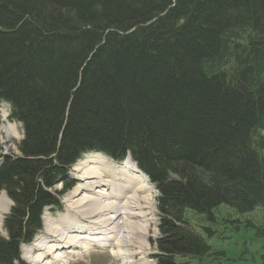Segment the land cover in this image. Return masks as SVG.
<instances>
[{
    "label": "trees",
    "instance_id": "trees-1",
    "mask_svg": "<svg viewBox=\"0 0 264 264\" xmlns=\"http://www.w3.org/2000/svg\"><path fill=\"white\" fill-rule=\"evenodd\" d=\"M1 103L22 138L0 160V264H24L90 152L154 185L156 264H249L208 239L264 235L243 220L264 206V0H0Z\"/></svg>",
    "mask_w": 264,
    "mask_h": 264
},
{
    "label": "bare ground",
    "instance_id": "bare-ground-1",
    "mask_svg": "<svg viewBox=\"0 0 264 264\" xmlns=\"http://www.w3.org/2000/svg\"><path fill=\"white\" fill-rule=\"evenodd\" d=\"M102 158L99 154H89L74 165L76 187L63 202L67 213L47 223L40 235L41 244L33 245L38 264L50 259L52 251L57 253L52 258L60 257L61 260L66 253L79 252L78 249L77 255H88L91 250L87 247L93 244L110 249V255L117 256L126 247L127 239L133 238L137 251L131 253L126 264H137L136 254L145 255V243L138 241L136 236L145 238L152 222L151 186L129 156L115 167H108ZM93 185L100 186L94 189ZM110 212L114 215H109ZM47 253L50 254L46 256Z\"/></svg>",
    "mask_w": 264,
    "mask_h": 264
},
{
    "label": "rangeland",
    "instance_id": "rangeland-1",
    "mask_svg": "<svg viewBox=\"0 0 264 264\" xmlns=\"http://www.w3.org/2000/svg\"><path fill=\"white\" fill-rule=\"evenodd\" d=\"M8 110H9L8 106L5 103L0 104V160L3 157L2 155H8V154L18 155L19 151L17 148V144L22 138L21 125L16 122L14 123L8 121V113H9ZM90 154H98V153L93 152ZM99 155L103 157L102 161L104 163L107 162L108 167H115L117 164H119L117 161L113 162L114 160L107 158L103 154H99ZM75 164L76 162L73 164V167ZM73 167L69 169L67 175V177H69V179L73 183V187L63 192L62 194L59 193L58 195H56V197H58L59 199L60 205H58L57 207L51 210L49 209L45 212L44 219L42 217L43 226L42 229H40L41 231L39 230L37 232V234L34 236L31 242H28L21 247V259L24 264H38L37 260L35 259L36 252L35 253L33 252L34 251L33 245L41 244L40 241L42 236L41 233L45 230L47 223L51 224L53 223V221H55L56 219L58 220L60 217L64 216L67 213V210L64 207L63 202L65 200V197L70 194L74 186L76 187V181H77V180L75 181L76 176L74 175V171L72 170ZM147 182L150 184L148 180ZM150 186H151L150 193L152 194L151 198H152L153 207H152V215L150 216L152 218V222L149 223L147 234L143 239L139 238L140 237L139 235L136 236L134 234L133 235L129 234L132 235V237L136 236L138 241L143 240L145 243V246L143 248L145 249V255L136 254L138 261L137 264H156L154 255L157 253L155 241L159 236L158 207H157L158 193L154 185L150 184ZM62 187L63 186L59 183L52 188L53 190H51V192L58 193L60 192ZM95 187H98V185H95ZM12 205L13 202L10 200L9 197H7L6 193L1 192L0 193V236L3 237L5 236V230L3 229V220L5 215L10 211ZM109 215H114V214L110 212ZM244 219L250 220L258 227L264 229V206L258 207L254 211L248 213L243 217V220ZM222 228L223 227L221 226V229ZM221 229H219L218 232ZM230 229L233 231H230ZM223 230L224 232H222V234L217 233L212 238L208 239L209 244H211L215 248L223 249L228 258L239 260V262L241 263L263 264L262 256L264 255V235L256 234V229L253 227H249L246 224L241 225L240 229L238 230H234L233 227L230 224H228V227L224 228ZM222 235L225 236L221 238ZM132 240H134V238L127 239L128 243L126 247L122 249L123 251L121 250V252H118L117 256L116 255L111 256L109 253L111 252L110 249H106V248L101 249L100 247H98L99 246L98 244H93V246L90 245L89 247H87L89 248V250H91L88 255L85 256L77 255L80 252V249H78L79 252L71 251L72 253H66V256L62 258L63 260L62 261L60 257L52 258V256L57 255V253H54V251H52L53 254L51 258L46 259L45 262L40 264H47V263L50 264H123L124 263L126 264L127 261H130L131 259L130 257L133 254V252L137 251V249H135L134 247V244L135 245L137 244L133 243L134 241ZM50 253H47L46 256H48V254ZM120 254H123L124 256L119 257ZM139 257L141 258V260H138ZM31 261L34 263H32ZM133 261L135 262L136 259H134Z\"/></svg>",
    "mask_w": 264,
    "mask_h": 264
},
{
    "label": "water",
    "instance_id": "water-1",
    "mask_svg": "<svg viewBox=\"0 0 264 264\" xmlns=\"http://www.w3.org/2000/svg\"><path fill=\"white\" fill-rule=\"evenodd\" d=\"M135 165V164H134ZM136 167V166H135Z\"/></svg>",
    "mask_w": 264,
    "mask_h": 264
}]
</instances>
